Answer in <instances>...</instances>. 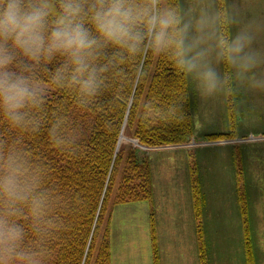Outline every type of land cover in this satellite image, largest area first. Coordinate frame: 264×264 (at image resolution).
I'll list each match as a JSON object with an SVG mask.
<instances>
[{"label":"clouds","instance_id":"clouds-1","mask_svg":"<svg viewBox=\"0 0 264 264\" xmlns=\"http://www.w3.org/2000/svg\"><path fill=\"white\" fill-rule=\"evenodd\" d=\"M262 31L228 0H0V120L24 133L46 128L50 143L70 151L78 133L61 114L47 118L40 73L86 106L121 65L149 54L165 57L201 99L264 90ZM144 116L183 119L176 104L151 100ZM46 176L16 139H0V264H46L62 227Z\"/></svg>","mask_w":264,"mask_h":264},{"label":"trees","instance_id":"trees-1","mask_svg":"<svg viewBox=\"0 0 264 264\" xmlns=\"http://www.w3.org/2000/svg\"><path fill=\"white\" fill-rule=\"evenodd\" d=\"M55 66L53 62L48 67ZM40 77L39 83L47 89V118L63 115L70 129L78 133L76 145L70 151L58 150L49 142L46 128L24 133L9 128L3 120L0 139H16L34 161L42 164L47 172L45 184L58 197L62 227L49 243L46 264H112L113 207L142 202L154 206L151 153L132 147L120 149L126 142L154 149L184 145L194 138L189 79L178 74L165 57L141 55L121 65L118 75L109 76L103 92L81 106L72 95L53 86L47 72H41ZM149 100L157 108L176 104L183 119L164 122L145 118L144 105ZM128 127L140 143L127 136ZM234 139L232 133L211 134L206 138ZM195 173L191 189L200 261L209 264L203 229L206 199ZM240 202L246 264H256L247 198H240ZM150 222L153 264H161L154 213Z\"/></svg>","mask_w":264,"mask_h":264},{"label":"rangeland","instance_id":"rangeland-1","mask_svg":"<svg viewBox=\"0 0 264 264\" xmlns=\"http://www.w3.org/2000/svg\"><path fill=\"white\" fill-rule=\"evenodd\" d=\"M191 2L181 0L185 6ZM233 2L241 5L242 20L264 23V0H228ZM255 46L264 49V31ZM189 83L195 134L187 146L143 149L126 142L120 149L151 153L154 206L142 202L113 207L112 260L152 264L154 213L162 264H201L191 189L196 170L206 199L203 229L208 263L246 264L240 198H247L255 261L264 264V90L244 86L234 95L201 99ZM220 133H232L238 142L206 140ZM127 136L136 140L129 127Z\"/></svg>","mask_w":264,"mask_h":264},{"label":"crops","instance_id":"crops-1","mask_svg":"<svg viewBox=\"0 0 264 264\" xmlns=\"http://www.w3.org/2000/svg\"><path fill=\"white\" fill-rule=\"evenodd\" d=\"M152 206V205H151ZM151 242H152V237H151ZM152 249H153V246H152ZM159 255H160V253H159ZM160 262H161V255H160ZM112 264H115L114 263V258H113V260H112ZM152 264H153V260H152ZM161 264H162V262H161Z\"/></svg>","mask_w":264,"mask_h":264},{"label":"water","instance_id":"water-1","mask_svg":"<svg viewBox=\"0 0 264 264\" xmlns=\"http://www.w3.org/2000/svg\"><path fill=\"white\" fill-rule=\"evenodd\" d=\"M138 142V141H137Z\"/></svg>","mask_w":264,"mask_h":264}]
</instances>
